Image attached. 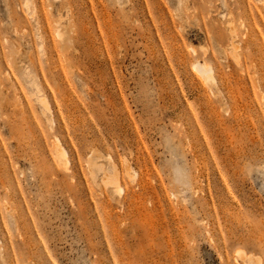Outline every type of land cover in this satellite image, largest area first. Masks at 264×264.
<instances>
[{
  "label": "rangeland",
  "instance_id": "rangeland-1",
  "mask_svg": "<svg viewBox=\"0 0 264 264\" xmlns=\"http://www.w3.org/2000/svg\"><path fill=\"white\" fill-rule=\"evenodd\" d=\"M0 264H264V0H0Z\"/></svg>",
  "mask_w": 264,
  "mask_h": 264
},
{
  "label": "bare ground",
  "instance_id": "bare-ground-1",
  "mask_svg": "<svg viewBox=\"0 0 264 264\" xmlns=\"http://www.w3.org/2000/svg\"><path fill=\"white\" fill-rule=\"evenodd\" d=\"M56 32H57V34H59L58 28H56ZM192 66L196 69V71H198L200 76L205 81H207L208 83H214L215 82V77H214V74H213V68L211 67L210 64L197 60V61L192 63ZM55 151H56V154L59 157H61V159L63 160L64 166H66L68 164V162H69L68 158H67L66 150L61 145L58 144V146H56ZM117 187H118L119 190H122V187L120 185H118ZM241 252H242L241 250H236L237 254H240Z\"/></svg>",
  "mask_w": 264,
  "mask_h": 264
}]
</instances>
